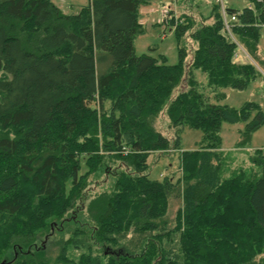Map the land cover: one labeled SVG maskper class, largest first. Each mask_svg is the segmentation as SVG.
Listing matches in <instances>:
<instances>
[{"label": "trees", "instance_id": "obj_1", "mask_svg": "<svg viewBox=\"0 0 264 264\" xmlns=\"http://www.w3.org/2000/svg\"><path fill=\"white\" fill-rule=\"evenodd\" d=\"M250 2L227 7L230 33L211 0L205 17L171 9L168 65L135 52L151 0L75 14L0 0V264H264L263 153L226 177L220 135L245 122L242 149L264 124L256 103L222 104L264 80V0ZM185 128L198 148H182ZM171 150L178 179H151L150 154Z\"/></svg>", "mask_w": 264, "mask_h": 264}, {"label": "rangeland", "instance_id": "obj_2", "mask_svg": "<svg viewBox=\"0 0 264 264\" xmlns=\"http://www.w3.org/2000/svg\"><path fill=\"white\" fill-rule=\"evenodd\" d=\"M54 5L59 7L65 14H75L83 6L89 4L90 0H51ZM175 0L174 4L178 5V9H184V13L195 15L194 17H205L208 14V8L205 1L195 0L185 1ZM166 0H151L147 6H142L139 9V21L145 28V33L139 35L135 39V52L138 56L149 55L154 58H159L161 55L165 56L168 65L177 64L179 61L176 39L170 25H165L162 22L161 10L169 3ZM228 8L241 11L252 6L250 0H228L226 2ZM149 10L152 16L150 19H143L141 16L144 9ZM152 22H157V25H151ZM189 44V43H187ZM192 46V44H190ZM260 48L264 51V29L261 34ZM189 47V46H188ZM191 61V56L187 57L186 63ZM226 98L222 104L229 105L233 108L240 109L246 103H256L260 105L264 112V80L259 78L251 83L249 87L243 91L232 89L224 90ZM255 115L252 112V118ZM246 127L245 122L240 121L236 124L223 123L221 128L222 151L227 155L226 169L224 176H229L237 168H250L251 156L254 152L262 151L264 157V124L251 136L249 143H245L244 148H237L243 141L242 132ZM156 128L172 142L175 139V128H171L169 119L165 114L160 115L156 120ZM202 137V132L199 130L184 129L181 135V145L184 150H192L199 147ZM179 152L168 151L166 153H152L150 154L148 163L150 164V178L153 180H162L165 177H172L174 180L180 176L179 169ZM225 167V166H224ZM177 207V206H176ZM46 242V241H45ZM44 242V243H45ZM44 243L40 245L44 246ZM39 245V246H40ZM40 246V247H42Z\"/></svg>", "mask_w": 264, "mask_h": 264}, {"label": "built area", "instance_id": "obj_3", "mask_svg": "<svg viewBox=\"0 0 264 264\" xmlns=\"http://www.w3.org/2000/svg\"><path fill=\"white\" fill-rule=\"evenodd\" d=\"M170 2H174L175 0H168ZM213 1L215 4L219 5L221 8V13H222V17H223V22H224V27L225 29L230 33L231 29H232V23L236 20V16L235 14L229 15L227 12V5L226 2L228 0H211ZM171 8L169 6H165L162 10H161V16H162V22L165 25H170L169 23L175 19V16L173 13H171ZM174 27L171 28V31Z\"/></svg>", "mask_w": 264, "mask_h": 264}, {"label": "crops", "instance_id": "obj_4", "mask_svg": "<svg viewBox=\"0 0 264 264\" xmlns=\"http://www.w3.org/2000/svg\"><path fill=\"white\" fill-rule=\"evenodd\" d=\"M166 1H168V0H166ZM190 2L191 1H195V0H189ZM178 2H181L180 0L178 1ZM207 1H205V3H206ZM171 4H173V2H169L166 6H169L171 9H173V7H171ZM176 4H178V3H176ZM176 4H174V9H176L177 8V6L178 5H176ZM206 7L208 8V5H206ZM144 9V11H143V14H145V16H141L143 19H150V17L149 16H152L151 14H150V12H149V10L148 9H146V8H143ZM209 9V8H208ZM209 11V10H208ZM151 25H157V22L155 23V22H152V24Z\"/></svg>", "mask_w": 264, "mask_h": 264}]
</instances>
